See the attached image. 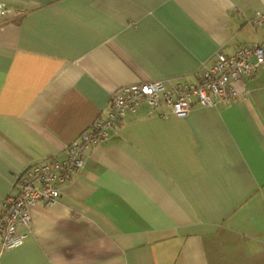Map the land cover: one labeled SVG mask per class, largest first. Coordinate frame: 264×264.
<instances>
[{"label": "crops", "instance_id": "crops-1", "mask_svg": "<svg viewBox=\"0 0 264 264\" xmlns=\"http://www.w3.org/2000/svg\"><path fill=\"white\" fill-rule=\"evenodd\" d=\"M0 3V200L14 174L63 159L117 87L196 83L215 52L264 46L249 24L264 0ZM235 87L185 116L124 113L0 264H264V70Z\"/></svg>", "mask_w": 264, "mask_h": 264}, {"label": "built area", "instance_id": "built-area-1", "mask_svg": "<svg viewBox=\"0 0 264 264\" xmlns=\"http://www.w3.org/2000/svg\"><path fill=\"white\" fill-rule=\"evenodd\" d=\"M10 14V8L0 3V19ZM249 24H264V8L255 13ZM259 70H264V46L241 44L231 54L219 50L203 61L196 73V83L176 81L166 85L162 80H148L114 89L105 117L93 120L68 142L63 159L52 156L13 175L14 192L0 200V259L5 250L20 245L26 237L31 207L37 203L51 207L57 202L61 185L80 173L85 151L104 140L119 125L124 113L146 104L149 108L164 106L176 116H185L193 102L201 106L229 103L244 94L235 84L244 83ZM20 227L25 230L19 231Z\"/></svg>", "mask_w": 264, "mask_h": 264}]
</instances>
